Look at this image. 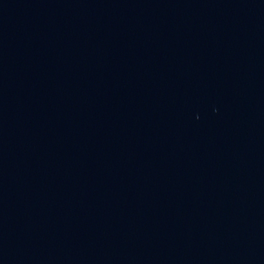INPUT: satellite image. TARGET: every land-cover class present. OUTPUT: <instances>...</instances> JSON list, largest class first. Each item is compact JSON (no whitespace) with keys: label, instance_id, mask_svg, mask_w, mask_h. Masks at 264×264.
Wrapping results in <instances>:
<instances>
[{"label":"water","instance_id":"obj_1","mask_svg":"<svg viewBox=\"0 0 264 264\" xmlns=\"http://www.w3.org/2000/svg\"><path fill=\"white\" fill-rule=\"evenodd\" d=\"M0 264H264V0H0Z\"/></svg>","mask_w":264,"mask_h":264}]
</instances>
